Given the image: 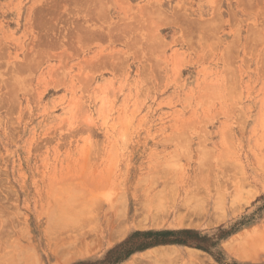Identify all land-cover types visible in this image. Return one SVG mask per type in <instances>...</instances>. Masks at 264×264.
<instances>
[{"label": "rangeland", "instance_id": "374dc122", "mask_svg": "<svg viewBox=\"0 0 264 264\" xmlns=\"http://www.w3.org/2000/svg\"><path fill=\"white\" fill-rule=\"evenodd\" d=\"M263 162L264 0H0V264H264Z\"/></svg>", "mask_w": 264, "mask_h": 264}, {"label": "bare ground", "instance_id": "6f19581e", "mask_svg": "<svg viewBox=\"0 0 264 264\" xmlns=\"http://www.w3.org/2000/svg\"><path fill=\"white\" fill-rule=\"evenodd\" d=\"M93 2V1H92ZM55 3V2H54ZM60 3V2H59ZM95 3V2H94ZM67 5V4H66ZM68 6H69V4H68ZM78 7V6H77ZM71 8V7H70ZM80 9H81V7H80ZM83 9V8H82ZM85 9V8H84ZM91 9V8H90ZM86 10H89V9H86ZM77 11H78V9H77ZM84 11V10H83ZM90 11V10H89ZM73 12V11H72ZM81 12H82V10H81ZM88 12V11H87ZM90 13V12H89ZM52 14V13H51ZM71 14H73V13H71ZM91 14V13H90ZM78 15V14H77ZM73 16V15H72ZM91 16V15H90ZM88 17H89V15H88ZM79 18V17H78ZM90 18V17H89ZM37 20V19H36ZM36 20H35V22H36ZM38 22V21H37ZM83 22V21H82ZM85 23V22H84ZM37 25V24H36ZM48 25V24H47ZM83 25V24H82ZM50 26V25H49ZM48 26V27H49ZM51 28V27H50ZM45 29H46V27H45ZM52 29V28H51ZM82 29V28H81ZM86 30V29H85ZM89 30V29H88ZM119 30V29H118ZM47 31V30H46ZM78 31H79V29H78ZM76 32V31H75ZM80 32V31H79ZM87 32V31H86ZM98 32V31H97ZM81 33V32H80ZM83 33V32H82ZM93 33V32H92ZM119 33V32H118ZM121 33V32H120ZM84 34V33H83ZM82 35V34H81ZM88 35H90L89 33H88ZM100 35V34H99ZM76 36H78V35H76ZM92 36V35H91ZM83 38V37H82ZM76 39H78V38H76ZM81 39V38H80ZM264 163V162H263ZM243 232V231H242ZM245 233V232H244ZM252 234V233H251ZM248 235H250V234H248ZM248 235H247V237H248ZM244 237V236H243ZM250 238H251V235H250ZM252 239V238H251ZM252 240H254V239H252ZM245 241V240H244ZM261 241V240H260ZM241 242V241H240ZM246 242V241H245ZM239 244H242V243H239ZM256 244H257V241H256ZM243 245V244H242ZM245 245V244H244ZM260 245H261V243H260ZM245 248H246V246H244ZM261 247V246H260ZM239 248L240 247H238L237 249L239 250ZM247 249V248H246ZM240 251H241V248H240ZM243 253V252H242ZM245 254V253H244ZM241 255H243V254H241ZM240 255V256H241ZM157 256V255H156ZM239 256V255H238ZM243 256H245V255H243ZM158 257V256H157ZM193 257H196V256H193ZM197 258V257H196ZM195 259V258H194ZM198 259V258H197ZM201 261V260H200ZM199 262V261H198ZM199 264H200V262H199Z\"/></svg>", "mask_w": 264, "mask_h": 264}, {"label": "trees", "instance_id": "16d2710c", "mask_svg": "<svg viewBox=\"0 0 264 264\" xmlns=\"http://www.w3.org/2000/svg\"><path fill=\"white\" fill-rule=\"evenodd\" d=\"M152 235V234H151ZM165 235H167V236H171V235H175V234H172V233H170V232H167ZM146 236H150V234L148 233V235H146ZM168 243H172V244H184V242H179V243H177L176 241H169ZM157 244H159V243H154L153 244V246L154 245H157ZM148 246H150V245H147V244H144V246L142 247V248H148ZM134 250H140V249H134ZM134 250L132 249V251H130V253H128L127 255H125V256H123V259L124 258H127L132 252H134ZM122 258V257H121ZM120 259V258H119ZM118 259V260H119Z\"/></svg>", "mask_w": 264, "mask_h": 264}]
</instances>
